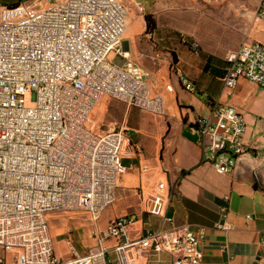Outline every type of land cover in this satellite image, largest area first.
Returning <instances> with one entry per match:
<instances>
[{
	"label": "built area",
	"instance_id": "obj_1",
	"mask_svg": "<svg viewBox=\"0 0 264 264\" xmlns=\"http://www.w3.org/2000/svg\"><path fill=\"white\" fill-rule=\"evenodd\" d=\"M134 6L143 12L140 1ZM127 15L122 0L0 6V264H142L161 252L171 264L200 263L201 235L172 226L167 216L172 191L166 181L146 193L125 185L124 161L142 156L131 131L98 129L106 99L160 117L166 115L164 92H172L170 83L132 62L114 63L115 55L126 59L120 47ZM253 19L264 22V0ZM223 59L226 88L245 79L264 89V42H242ZM183 86L192 89L188 80ZM190 129L199 135L203 161L218 173L230 172L246 152L245 122L233 107L216 105ZM132 196L139 201L127 205L129 213L100 227L107 208ZM56 212L81 213L93 244L78 249L66 238L67 257L56 255L47 219ZM147 216L169 227L141 234Z\"/></svg>",
	"mask_w": 264,
	"mask_h": 264
},
{
	"label": "crops",
	"instance_id": "obj_2",
	"mask_svg": "<svg viewBox=\"0 0 264 264\" xmlns=\"http://www.w3.org/2000/svg\"><path fill=\"white\" fill-rule=\"evenodd\" d=\"M179 1L145 0V13L152 14L155 30L146 33L143 14L131 18L120 47L126 59L114 56L121 58L120 64L130 61L158 80L170 83L172 92H164V104L176 110L175 114L167 113L150 136L139 138L145 155L133 165L125 160L127 173L136 174L139 181L142 174L147 179L158 174L166 181L172 191L167 207L172 226L201 235L199 264H264V89L245 79H239L232 89L226 88L221 76L225 67L223 52L211 51L205 45L202 51L196 50L184 39L180 41L175 32L186 30L206 44L215 37L211 32L216 27L190 3L182 12L184 20L175 21L181 12L175 11L173 5ZM262 1L253 0L254 7L247 13L254 14ZM260 25L264 28V22ZM251 33L254 30L248 36ZM254 35L259 39L242 42H264V32ZM209 55V67L204 69ZM184 80L191 83V90L184 88ZM216 105L233 107L245 122L246 152L230 172L222 174L203 161L199 135L190 129L197 117H210ZM139 128H146L145 124L139 123ZM120 201L127 199H119L103 212L106 221L131 211L127 206L131 203ZM145 220L141 234L169 227L159 217L147 216ZM222 222L229 228L219 227ZM73 244L78 249L86 247ZM171 260L169 254L161 252L148 255L142 264H171Z\"/></svg>",
	"mask_w": 264,
	"mask_h": 264
},
{
	"label": "rangeland",
	"instance_id": "obj_3",
	"mask_svg": "<svg viewBox=\"0 0 264 264\" xmlns=\"http://www.w3.org/2000/svg\"><path fill=\"white\" fill-rule=\"evenodd\" d=\"M13 1L15 0H0V6H5ZM135 1H140L144 5L145 0H122L128 13L126 28L129 26L131 18L136 17V15L140 16L141 14H143L142 16L144 18V15L146 14L145 8L143 12L136 9L134 6ZM189 3L194 5L195 8L197 7V9L204 15L205 19L207 18L211 20V25L216 27V30L214 29V31L212 30L211 32V35L215 37L213 39H208V41L205 42L206 44H204L202 39L194 37L189 31L175 32L180 41L184 39V41H186L191 47L193 46L196 50L202 51V45H205L207 46V49L211 51H222L223 54H225L229 50L236 49L244 40L253 38L259 39L254 34L259 35L264 32L263 26L260 25L261 22L254 21V14L247 13L254 7L253 0H220L212 3H202L199 0L182 2V0H180L173 5L175 11L181 12L175 17V21L181 22L184 20L182 12L190 7ZM245 13H247L248 16L245 15ZM251 30H254V34H252V31L248 36ZM125 36L126 34L123 35V38ZM114 63L120 64L121 58L116 56L114 58ZM164 107L165 114L176 113L175 108L172 110L170 108L168 109L166 105ZM164 117L165 116H152L137 108L128 107L122 102L106 99L105 107L98 114L97 125L100 130L112 126L129 129L131 131V139L139 145L142 155H145V148L142 144L138 143L139 138L150 136V132L154 131L155 126H158L159 122ZM139 123H144L146 128H139ZM130 162L131 165L135 163V161ZM127 167L129 168L128 165ZM140 178L141 183L136 174L130 175L125 173L123 176L125 185L136 187L141 186L142 191L145 193L149 191L157 181L162 180L158 174H155L152 179H147L144 174H142ZM138 201L139 199L137 196H132L127 202L120 201V203L124 204L126 202L127 204L131 203L132 205H136ZM69 217L72 219H69ZM47 219L49 223V232L53 240V247L58 256L64 255L67 251L68 244L66 238H70L71 244L76 242V244L78 243L86 247L93 244L94 241L89 234V224L83 220L81 213L71 214L56 212L49 214ZM99 224L100 227H104L106 219L101 217Z\"/></svg>",
	"mask_w": 264,
	"mask_h": 264
},
{
	"label": "trees",
	"instance_id": "obj_4",
	"mask_svg": "<svg viewBox=\"0 0 264 264\" xmlns=\"http://www.w3.org/2000/svg\"><path fill=\"white\" fill-rule=\"evenodd\" d=\"M21 2H22L21 0H15V1L11 2V3L6 4L5 6L13 7V6H16V5L20 4ZM144 20H145V24H146V33H152L155 30V21L153 19V16L151 14H149V13H146L144 15ZM211 58H212L211 55H209L207 57L204 69H207L209 67L208 63L211 60ZM223 74H224V71L221 74V76H223Z\"/></svg>",
	"mask_w": 264,
	"mask_h": 264
},
{
	"label": "bare ground",
	"instance_id": "obj_5",
	"mask_svg": "<svg viewBox=\"0 0 264 264\" xmlns=\"http://www.w3.org/2000/svg\"><path fill=\"white\" fill-rule=\"evenodd\" d=\"M126 30V29H125ZM125 33V32H124Z\"/></svg>",
	"mask_w": 264,
	"mask_h": 264
}]
</instances>
